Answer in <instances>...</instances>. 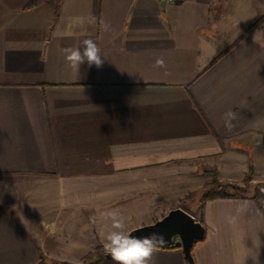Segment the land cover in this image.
I'll list each match as a JSON object with an SVG mask.
<instances>
[{
  "label": "crops",
  "instance_id": "obj_1",
  "mask_svg": "<svg viewBox=\"0 0 264 264\" xmlns=\"http://www.w3.org/2000/svg\"><path fill=\"white\" fill-rule=\"evenodd\" d=\"M31 1L0 0V264H83L106 213L148 223L135 196L199 189L206 170L264 178V20L247 31L264 0ZM89 38L102 67H70L64 49ZM257 190L200 203L195 264H264ZM153 261L189 264L182 248Z\"/></svg>",
  "mask_w": 264,
  "mask_h": 264
},
{
  "label": "clouds",
  "instance_id": "obj_2",
  "mask_svg": "<svg viewBox=\"0 0 264 264\" xmlns=\"http://www.w3.org/2000/svg\"><path fill=\"white\" fill-rule=\"evenodd\" d=\"M64 52L66 62L77 70L85 63L89 67L95 65L97 68L102 67L104 63L100 46L91 38L84 39L81 47L66 48ZM155 66L167 67L163 58H157ZM222 119L226 128L231 129L234 126L232 121L236 116L229 110L223 114ZM105 215L111 220V230L103 236V248L111 260L115 264H154L153 257L157 248L167 243L164 235L152 232L146 236H133L127 230L123 216L116 212H108Z\"/></svg>",
  "mask_w": 264,
  "mask_h": 264
},
{
  "label": "water",
  "instance_id": "obj_3",
  "mask_svg": "<svg viewBox=\"0 0 264 264\" xmlns=\"http://www.w3.org/2000/svg\"><path fill=\"white\" fill-rule=\"evenodd\" d=\"M133 236H146L152 232L163 234L169 245L179 241L189 264H195L194 245L205 238L206 227L193 214L182 207L171 208L152 223L143 224L130 230ZM104 257L111 260L106 253ZM41 264V263H40Z\"/></svg>",
  "mask_w": 264,
  "mask_h": 264
},
{
  "label": "rangeland",
  "instance_id": "obj_4",
  "mask_svg": "<svg viewBox=\"0 0 264 264\" xmlns=\"http://www.w3.org/2000/svg\"><path fill=\"white\" fill-rule=\"evenodd\" d=\"M212 170H206V173H209L210 175H212V180L214 175L211 173ZM214 172L216 173V171L214 170ZM248 174V173H247ZM246 174V175H247ZM217 175V174H216ZM252 175H253V168H252V173H251V177L249 179L250 184H252L251 186V191L250 193L252 194L254 192V190L256 191V189H258V193H260V196H264V178L260 181L257 182H252ZM246 177V176H245ZM218 178V177H217ZM212 180L208 183H211ZM220 180V179H219ZM222 181V180H220ZM179 184H177V188L175 191H178V193L174 194V195H167L164 194L160 189V193L158 192V189H152L150 191V193L148 195L145 196H135V201L136 202H140V201H144L145 203L148 202L150 204V217L147 218V222L148 223H152L154 222L156 219L162 217L164 214L167 213V211L162 210V208H175V207H182L185 210H187L188 212H190L191 214L193 213H199V206H200V194L199 192L203 189V187L208 184L205 183L201 188L199 189H189L187 188L186 185H182V181H176ZM223 182H235V181H223ZM238 183V182H235ZM240 185H245V178L243 180L242 183H238ZM256 185V186H255ZM146 220V219H145ZM145 223V224H148ZM105 251L103 250L101 254H99V256L95 257V258H101L102 256H104Z\"/></svg>",
  "mask_w": 264,
  "mask_h": 264
},
{
  "label": "trees",
  "instance_id": "obj_5",
  "mask_svg": "<svg viewBox=\"0 0 264 264\" xmlns=\"http://www.w3.org/2000/svg\"><path fill=\"white\" fill-rule=\"evenodd\" d=\"M45 0H33L26 7H32L40 2H43ZM60 0H56L57 5L59 4ZM264 20V15L258 16L255 19L252 20V22L248 25L247 31H251L254 28H257L261 26V23ZM211 173L214 175L213 180L211 183L206 184L203 189L199 192L200 201H204L206 199L214 198V197H235V196H247L250 194L251 186L249 179L251 177L252 173V167L250 168V171L245 177V185H240L235 182H223L220 181L217 178L216 173L214 170L211 171ZM256 186V185H255ZM164 248H182L180 242L177 240L172 244L161 246ZM48 264L44 257L40 258L39 264ZM83 264H115L114 261L106 259L104 256L101 258H90L86 260Z\"/></svg>",
  "mask_w": 264,
  "mask_h": 264
},
{
  "label": "built area",
  "instance_id": "obj_6",
  "mask_svg": "<svg viewBox=\"0 0 264 264\" xmlns=\"http://www.w3.org/2000/svg\"><path fill=\"white\" fill-rule=\"evenodd\" d=\"M168 2H176L177 0H167Z\"/></svg>",
  "mask_w": 264,
  "mask_h": 264
}]
</instances>
